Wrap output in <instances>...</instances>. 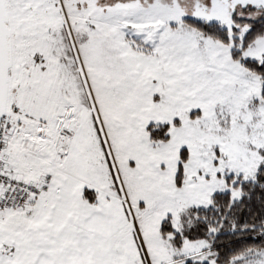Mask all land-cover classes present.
Instances as JSON below:
<instances>
[{
    "label": "snow or ice",
    "instance_id": "1",
    "mask_svg": "<svg viewBox=\"0 0 264 264\" xmlns=\"http://www.w3.org/2000/svg\"><path fill=\"white\" fill-rule=\"evenodd\" d=\"M0 264H264V0H0Z\"/></svg>",
    "mask_w": 264,
    "mask_h": 264
}]
</instances>
